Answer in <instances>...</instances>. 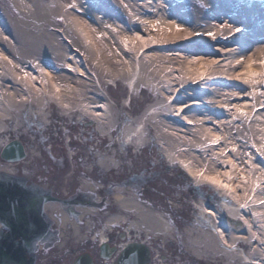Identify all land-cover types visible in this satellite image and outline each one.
Returning <instances> with one entry per match:
<instances>
[{
	"label": "bare ground",
	"instance_id": "1",
	"mask_svg": "<svg viewBox=\"0 0 264 264\" xmlns=\"http://www.w3.org/2000/svg\"><path fill=\"white\" fill-rule=\"evenodd\" d=\"M10 1L0 0V5L7 9L11 8L14 15V18L7 21L0 14V149L11 142L12 137L18 136V141L22 143L21 140H27L29 147L36 151L37 148L30 140V134L24 130L29 129L30 133L36 131L33 128V119L38 124L49 123L55 117L49 109L56 108V105L66 109L68 116L72 113H81L93 121L94 133L97 137L111 143L102 155L97 153L100 152L99 148H94L92 156L83 150L79 152L87 165L85 168L87 179H83L82 183L83 188L88 190L92 187L88 176L90 167L93 166L89 165V162L94 161L95 166L110 172L118 171L120 168L122 156L119 145L114 141L116 133L119 132L126 139L129 138V142H134L136 139H143V129H153L162 142L164 154L169 163L179 166V169L181 168L189 175L193 183L199 187L207 185L224 196L219 204L220 208H215L205 201L198 204L197 220L194 227L186 232L192 238L193 254L198 258L204 256L209 264L218 262V258L221 259V263L227 262V264L233 261L235 263V260L243 264H264V203H262L264 176H261L264 175V154L259 151L262 157H255L252 162L244 163L241 155L227 143L228 131L238 128L264 131V122H255L253 119L243 122L241 118L243 109L235 108L231 111L226 105L248 100L244 94L234 98L225 92L231 88L240 91L238 93L245 90V86L236 82L233 77L244 68L245 78L254 81H261L264 78V66L253 60L264 54V28L256 27L260 21L264 22V13H262L264 1H250L251 9L242 7L243 12L248 15L242 19L243 23L247 28H252L253 37L251 41H237L236 37L239 35L245 36L242 33L244 30L241 29L243 27L236 25L229 20V16L224 17L217 10L220 9L218 0H193L192 7H186L190 14H185L178 3L167 2V8L160 4L159 0H134L132 7H129L123 5L121 0H114L117 7L123 11V15L113 10L112 16L115 19L123 18L127 21V28H122L121 31L131 38V42L124 41L128 51L120 55L115 51L116 44L106 40V49H110L113 53L115 70L110 71L101 67L100 73L103 77L116 78V80L121 77L132 80L130 90L127 88L132 95L145 91L148 93L149 100L157 102L150 113L136 115L126 107L124 115L113 108L106 107L107 103L93 89L94 84L90 78L83 76L86 78L84 80L81 77L63 75V78L59 79L57 76L50 75L49 70H52V66L48 62H38L40 56L36 54L35 49H21L20 41L18 43L15 38L20 39L30 31L28 26L33 22L35 0H22V3L16 0ZM61 10L63 14H61L62 18L58 17L59 21L71 17L64 13V5ZM167 11H171V14L167 15ZM78 14L83 13L78 10ZM141 16H144L143 23L155 25L156 30L153 33L157 32L156 40L150 41L147 31L136 24H140ZM72 17L74 18L73 15ZM152 19L155 21L157 19V23L160 24H150ZM173 19L178 20L177 25L170 23ZM74 26L86 35L79 24ZM177 26L186 31L177 32ZM43 30L34 26L32 30L35 33L32 34L34 38L25 37V44L28 46L39 44L35 35L43 37L41 34ZM209 32L215 33V39L206 35ZM46 33L49 35L47 31L43 32V34ZM188 33L194 35L189 36ZM195 33L201 35H195ZM138 36L141 40H137ZM233 38L236 42L231 41L222 46L230 50H240V55L235 57L233 63L225 66L221 63L226 61L231 53L220 55L203 43L207 39L208 42H216V45L220 46L221 41L227 42ZM4 39H14V49H8ZM62 41L64 45H67L66 42L64 43L66 40ZM47 47L48 43L43 41L44 49L42 50H49ZM64 47L66 50L62 51L61 57L67 66L80 57H86L84 51L76 46L72 47L68 44ZM246 58L244 67L243 59ZM196 60L201 62H194ZM210 60H215L216 63H205ZM63 70L72 76L73 70L70 67ZM234 72L236 73L233 74ZM211 75H221L223 80L216 82L208 79ZM186 96L192 98L189 103L193 102L189 109H186L187 103L183 102ZM132 101L129 107L136 109L132 106ZM27 103L38 109L40 113L33 115L26 110L22 112L23 118L19 119L17 111ZM175 107L181 108V117L189 121L172 116ZM252 113L253 117L262 118L264 108L255 109ZM231 116H236L239 121L234 120L232 123L220 121ZM12 128H15L14 131L10 130ZM217 137H219L218 140ZM59 142L56 149L61 151L62 136ZM141 144L143 145L137 146L139 150L147 146L145 140ZM184 146H189V149H183ZM126 148L129 149L127 145ZM29 160H31L30 165L45 162V158L38 154ZM14 167L11 164L0 163V173H16ZM24 173L28 175L27 170ZM113 192L117 201V212L105 219L104 229L96 231L91 226V222L87 224V228L92 227V233L100 242H106V232L114 228H124L129 234L140 233L145 235L147 241L152 233L159 240L170 241L169 238L172 236L178 238L179 235L177 231H173L174 227L168 218L139 198L136 189H115ZM198 193L202 192L198 189ZM235 206L239 212L226 214L229 210H234ZM238 206L244 207V210L240 212ZM222 208L226 210L223 211ZM89 212L82 211L86 215L90 214ZM235 215H240L242 219L234 218ZM75 231L78 233L77 227ZM122 237L126 238V235L123 233ZM132 238V236L129 237V239ZM259 248L263 251L260 252Z\"/></svg>",
	"mask_w": 264,
	"mask_h": 264
},
{
	"label": "rangeland",
	"instance_id": "2",
	"mask_svg": "<svg viewBox=\"0 0 264 264\" xmlns=\"http://www.w3.org/2000/svg\"><path fill=\"white\" fill-rule=\"evenodd\" d=\"M16 1L20 3L23 2L22 0ZM218 1L220 9L217 10H219V12L224 17L229 16V20L235 22L236 25H239L243 23L244 20L242 19L248 17V15L243 12L242 7L244 6L248 9H251L252 4L250 1L253 0H243L242 2L238 0ZM34 2L35 10H33V22L28 26L30 31L25 33L24 36L20 39L15 38L16 40H18V43L20 41L19 45L21 49H35L36 54L40 56V60H38V62H48V64L52 66V70H49L50 75L52 74L53 76H57L59 79L63 78V75H65V77H81L84 80H86V78H84L83 76L90 78V80L94 84L93 89L97 91L99 96L110 100V108L117 110V112H119L120 114H125V107L128 108L130 112L132 111L134 115L138 113L142 114L145 112H151V109L157 104V102L154 100H149L148 93L145 91L137 92L135 95H132L128 91V89L130 90L131 88L130 82L132 80L127 79L126 77H121L120 79L116 80V78L103 77L100 73L101 67L110 71L115 70V65L113 64V53L112 51H110V49H106V40L112 41L116 44L115 51L120 55H123V53L127 51L124 41L131 42V38L121 31L122 28H127V21L123 20V18L115 19L112 16L113 10H116L119 14L123 15V11L117 7V4L114 0H35ZM121 2L123 3V5L132 7L134 0H121ZM167 2L178 3L184 10L185 14H190L189 9H187L186 7L189 6L191 8L194 4L193 0H159V3L164 5L165 7H167ZM62 5H64V13H66V15L68 16H71L70 18H73V15L74 20L68 17V19L65 18L61 21L58 20V17L62 18L61 14L63 13L62 10L60 11ZM73 5H75V7H73ZM78 10L82 11L83 14H78ZM262 13H264V10ZM0 14L7 21H10L11 18H14V15L11 12V8L7 9L3 5H0ZM169 14H171V11H167V15ZM238 18L242 21H238ZM74 21L76 23H74ZM101 21L103 22L101 23ZM157 22V19L156 21L152 19V22H150V24H160ZM163 23H165V21H163ZM170 23H174L175 25H177L178 20L173 19ZM77 24H79L82 30L85 31L86 35L89 37L88 39L84 33L79 32L76 29L74 25ZM34 26H36L39 30L44 29L43 31H41L43 37H38L35 35V39L39 44H37L36 46H28L25 44L24 39L25 37H29L30 39L34 38H32V34H35L32 31ZM242 27L243 28L241 29L244 30L242 33L245 34V36L241 35L242 39L249 40V38H252V28H247L246 25ZM256 27L264 28V22L260 21V24L257 23ZM155 30V28L151 27V29L146 32V34H149V39L156 40L157 32H155L156 34L153 33ZM44 31H47L49 35H47V33L43 34ZM63 39L66 40L64 41V43L66 42L67 45H64L62 43ZM13 41L14 39L5 40L4 43L7 44L8 49H14L15 45ZM43 41H46L48 43L49 48L47 47V49L49 50H42L44 49ZM208 41L209 40L207 39L204 40L205 45L209 46L210 49L220 53V55L229 52L231 53L226 61H223L221 63L222 66L233 63L235 57L240 52V50H230L222 46V44L218 46V44L216 45V42L210 43ZM68 44L72 47L76 46V48L83 50L84 54H86V57H80L76 59L74 63L67 66L66 62L63 61L61 55L62 51L65 52L64 50H66L64 46L67 47ZM246 59H243L244 67L246 66ZM59 65H63V67L66 69L67 67H70L73 70L72 72L70 71L72 73V76L69 75L66 70H63V67H59ZM245 72L246 70L244 68V70H240L238 74H235L236 72L233 73L235 74L233 77L236 82L240 84H242L243 82V85L245 86V90L243 91L244 93H238L240 91H237L233 88L226 90L225 92L230 94L234 98H236V96H240L239 94H244L245 98L248 101L240 103H228L226 107L230 108L231 111L232 109L235 110V108H242L243 116L241 115L242 117H240L242 118V120H244L243 122L245 123L250 119H253L255 122H264V117L258 118L253 117L252 115V111H254L255 109H259L261 107L264 108V88L260 87L259 89L255 90L253 83H255L256 80L254 81L251 78V80H249L245 78V75H240L241 73ZM238 75H240V79H236ZM220 76L221 75H219V77ZM257 76L259 78L261 77L259 76V73H257ZM261 81H263L262 83L264 85V78H262ZM191 99L192 98H189L188 96H186V98H183V102L187 103L186 109H189V107L193 104V102L189 103ZM131 100H133L132 106H134L136 109H130L129 106ZM26 110L30 111L33 115L34 113L36 115H39L40 113L38 109L33 107L31 104H23L20 110L17 111L19 119L23 118L22 112H26ZM49 111H52V114H54L55 116L49 123L40 122V124H38L36 123L35 119H33V128L36 130V133H30L29 129L24 130L25 132H28V134H30V140L34 143L37 150L35 151L33 148L29 147L27 140L23 139L21 141L28 153V156H26L23 161L18 163L6 162L0 156L1 164L14 165L15 171L18 174H23L25 170H27L28 175H31L30 179H33L34 177H32V175H37V173L47 175V169L49 167L50 169H52L53 159L59 157L57 156L58 154L56 148H58L59 146V138L61 136L63 138V142H61V145L63 146L62 152L64 154L68 150L74 151L75 153L83 150L88 155H94V148H99L100 152L97 153H99V155H102L103 153H105L104 151L106 147H109L111 145L109 141L97 137V135L94 133L95 127L93 121L87 118L85 115L81 113H72L70 116H68V112L59 107H53L49 109ZM181 112V108L175 107L172 116L179 120L182 119L183 121H189L188 119L181 117ZM128 113H126V115H128ZM201 120L205 119L201 118ZM234 120L239 121L236 116H231L225 120L220 121L223 123H232ZM14 129L15 128H12L10 130L14 131ZM245 130L238 128L232 131H228L227 133L228 145H230V147L235 150V152L241 155L244 163L252 162L255 157H262L260 153L264 154V131H258L254 128H248ZM17 139H19L18 136H15L12 137L11 140L13 141ZM144 140L147 146H143L139 150L137 146L143 145L141 143ZM114 141L119 145L118 148L122 156V158L120 159L119 170L110 172L102 168L98 172L91 173L90 179H92L93 181L98 180V184H101L104 187V190L106 189L105 183L113 185L115 183L117 185L116 187H114L115 189H136L137 191L138 183L136 181L138 179L144 180L148 177H150L151 179H155L154 177H157V181L155 180L151 184H149L150 191H144V195L143 197H141V199L154 207L155 210L162 212L168 218L170 223H172V226L174 227L173 231H177L179 236L178 238H174L172 236V239L169 238L170 241H166L164 239L159 240L156 236L153 235L154 233L150 235L151 237L149 241L151 242V246H153L155 249V255L157 254L158 256L155 264H209L205 261L206 258L204 256H200V258H198L193 254L191 247L192 238L189 237L186 232L188 231V229L194 227V224L199 215L198 204L200 202L205 200V202L213 204L215 208H220L219 204L221 203L222 199H219V197L216 196H212L211 200L207 199L208 197L205 196L212 194L213 192V189L211 187L207 185L194 187L195 183H193L189 175L183 172L181 168L179 169V166L169 163L167 157L164 155L162 142L159 140V137L156 134L155 130L143 129V139H136L134 140V142H129V138L126 139L125 136L118 132L114 135ZM126 145L129 149L126 148ZM183 149H189V146H184ZM1 151L2 149H0V153ZM259 151L261 152L259 153ZM37 154L40 157H44L45 162L30 165L29 163L31 162V160L29 159H32V157ZM51 155L53 156V158L51 157ZM238 163L241 164V162ZM50 173L52 172H49V174ZM101 179H105L107 181H103V184L101 183ZM160 180H162V183L160 182ZM164 186H166V188ZM155 189L156 191H154ZM198 189L202 192L200 194H204L205 196H198ZM162 193L165 194V196H162ZM218 195L221 196L222 194ZM114 201L117 203L115 197ZM222 210L225 211L226 208H222ZM242 210H244L243 207L240 208V212ZM116 212L117 208L111 209V211L109 210L106 215L108 214V217ZM237 212H239V210L237 207H235L234 210H229V212H226V214L228 213L229 215H231L230 213L234 214ZM234 218H236V215ZM94 223H97L96 219L94 220ZM94 246H96V244ZM263 249L259 248L260 252H262ZM218 260V262L211 264H227V262L221 263L220 258H218ZM233 262L231 264H243L242 262H238L237 260H235V263Z\"/></svg>",
	"mask_w": 264,
	"mask_h": 264
},
{
	"label": "flooded vegetation",
	"instance_id": "3",
	"mask_svg": "<svg viewBox=\"0 0 264 264\" xmlns=\"http://www.w3.org/2000/svg\"><path fill=\"white\" fill-rule=\"evenodd\" d=\"M62 150L56 149L59 157L53 159L54 170L48 165L47 175L37 173L32 175L33 179H30L31 175L25 173H0L1 179L18 182L21 187L31 189L36 195L46 198L41 203L43 222H34L31 215L27 216L28 222L17 227L15 225L13 229L0 222V244L6 250H11V257L20 261V264H74L81 256H88L91 264H118L119 257L127 245L144 244L148 246L150 254L144 264H155L158 256L155 255V249L145 235L129 234L124 228H114L106 232V242H100L95 238L93 229L102 231L105 219L109 217L106 213L117 208L113 192L117 185L105 183L104 190V187L98 184V180L90 179L91 173L102 169L100 166H95L93 161L89 162V165L93 166L88 176L93 188L85 190L82 183L83 179H87L84 157L80 155V151L75 153L68 150L64 154ZM51 157L53 158L52 155ZM154 178L148 177L136 181L139 198L143 197L144 191H150L149 184L157 181V177ZM103 181L107 180L101 179V183L104 184ZM160 182L162 183V180ZM161 195L165 196L163 193ZM197 195L205 196L199 194L198 190ZM210 196L213 195L209 194L205 197L211 200ZM83 210L90 211V214L82 213ZM95 219L97 223H94ZM88 222H91L93 229L87 228ZM75 227L78 228V233ZM123 233L126 238L122 237ZM130 236L133 238L129 239ZM12 247L24 248L23 254H19V259L16 258Z\"/></svg>",
	"mask_w": 264,
	"mask_h": 264
},
{
	"label": "water",
	"instance_id": "4",
	"mask_svg": "<svg viewBox=\"0 0 264 264\" xmlns=\"http://www.w3.org/2000/svg\"><path fill=\"white\" fill-rule=\"evenodd\" d=\"M0 156L6 162L18 163L26 158L27 153L20 141L13 140L3 147ZM19 184L15 181H7L0 178V222H3L11 229L15 225L17 227L19 224L28 222L29 215L33 217L34 222H43L41 203L46 198L36 195L33 190L21 187ZM239 218V220L242 219L241 217ZM12 250L16 254V258L19 259V254H23L24 248L12 247ZM10 254L11 250H6L0 244V264H7L8 262L20 264V261L11 257ZM148 257H150L148 246L134 243L124 248L118 264L132 262L144 264ZM74 264H91V260L88 256H81Z\"/></svg>",
	"mask_w": 264,
	"mask_h": 264
},
{
	"label": "snow or ice",
	"instance_id": "5",
	"mask_svg": "<svg viewBox=\"0 0 264 264\" xmlns=\"http://www.w3.org/2000/svg\"><path fill=\"white\" fill-rule=\"evenodd\" d=\"M73 7H75V5H73ZM153 27H155V25H153ZM176 31L177 32H184V31H186L185 29H182V28H180V27H176ZM237 31H239V29H237ZM188 35L189 36H191V35H194L193 33H188ZM195 35H201L200 33H195ZM206 35H208L210 38H212V39H215V33H212V32H209V33H207ZM185 38H187V37H185ZM137 40H141V37H137ZM145 43H146V41H144ZM194 62H196V63H200L201 61L200 60H196V61H194ZM205 63H216V61L215 60H210V61H206ZM246 73H241L240 75H245ZM240 75H238L237 77H236V79H240ZM25 76H27V74H25ZM238 111H239V109H238ZM219 139V137H217V140ZM201 175H202V173H201ZM223 187H227V185H222ZM262 203H264V201H262Z\"/></svg>",
	"mask_w": 264,
	"mask_h": 264
}]
</instances>
